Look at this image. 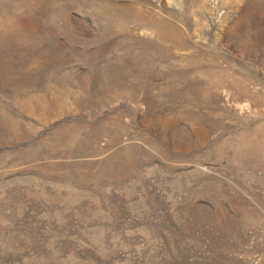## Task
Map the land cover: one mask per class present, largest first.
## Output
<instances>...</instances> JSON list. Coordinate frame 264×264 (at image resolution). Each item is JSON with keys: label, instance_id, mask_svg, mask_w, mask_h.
I'll return each mask as SVG.
<instances>
[{"label": "rangeland", "instance_id": "1", "mask_svg": "<svg viewBox=\"0 0 264 264\" xmlns=\"http://www.w3.org/2000/svg\"><path fill=\"white\" fill-rule=\"evenodd\" d=\"M0 264H264V0H0Z\"/></svg>", "mask_w": 264, "mask_h": 264}]
</instances>
